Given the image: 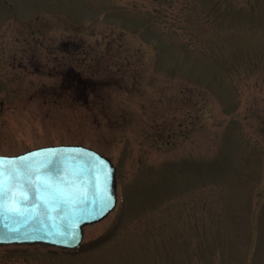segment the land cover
Returning a JSON list of instances; mask_svg holds the SVG:
<instances>
[{
  "label": "rangeland",
  "instance_id": "374dc122",
  "mask_svg": "<svg viewBox=\"0 0 264 264\" xmlns=\"http://www.w3.org/2000/svg\"><path fill=\"white\" fill-rule=\"evenodd\" d=\"M68 144L116 208L0 264H264V0H0V155Z\"/></svg>",
  "mask_w": 264,
  "mask_h": 264
},
{
  "label": "water",
  "instance_id": "95a60500",
  "mask_svg": "<svg viewBox=\"0 0 264 264\" xmlns=\"http://www.w3.org/2000/svg\"><path fill=\"white\" fill-rule=\"evenodd\" d=\"M49 160L53 164L41 167ZM0 172V246L75 250L83 229L104 220L117 204L115 166L82 145L0 155Z\"/></svg>",
  "mask_w": 264,
  "mask_h": 264
},
{
  "label": "snow or ice",
  "instance_id": "6c2138e0",
  "mask_svg": "<svg viewBox=\"0 0 264 264\" xmlns=\"http://www.w3.org/2000/svg\"><path fill=\"white\" fill-rule=\"evenodd\" d=\"M50 164H53V161H51V160H49V161H46L44 164H42L41 165V167H46V166H48V165H50ZM27 167H31V165H28ZM3 173L2 172H0V175H2ZM107 207V205H105V208ZM104 211V208H101L100 209V212L102 213Z\"/></svg>",
  "mask_w": 264,
  "mask_h": 264
}]
</instances>
